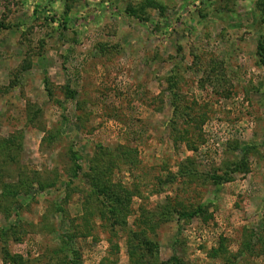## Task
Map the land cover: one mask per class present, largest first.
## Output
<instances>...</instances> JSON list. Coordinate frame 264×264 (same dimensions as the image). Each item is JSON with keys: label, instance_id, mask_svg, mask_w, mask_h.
<instances>
[{"label": "rangeland", "instance_id": "rangeland-1", "mask_svg": "<svg viewBox=\"0 0 264 264\" xmlns=\"http://www.w3.org/2000/svg\"><path fill=\"white\" fill-rule=\"evenodd\" d=\"M263 36L264 0H0V264H264Z\"/></svg>", "mask_w": 264, "mask_h": 264}, {"label": "trees", "instance_id": "trees-1", "mask_svg": "<svg viewBox=\"0 0 264 264\" xmlns=\"http://www.w3.org/2000/svg\"><path fill=\"white\" fill-rule=\"evenodd\" d=\"M258 51H259V55L261 56V58L264 60V36L263 38L261 39L259 45H258ZM228 178L226 177H218V179H214V183L215 184H221L223 182H225ZM191 216V215H190ZM60 252L64 253V259L66 261V259L68 260V263L71 264L69 261H70V258H69V254H68V240L67 241H63L61 247H60ZM78 259L80 258H75L73 260L77 261ZM79 261V260H78ZM67 263V264H68ZM64 264V263H63Z\"/></svg>", "mask_w": 264, "mask_h": 264}]
</instances>
